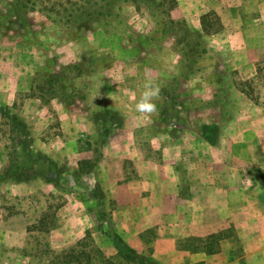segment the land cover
I'll use <instances>...</instances> for the list:
<instances>
[{
	"label": "rangeland",
	"instance_id": "374dc122",
	"mask_svg": "<svg viewBox=\"0 0 264 264\" xmlns=\"http://www.w3.org/2000/svg\"><path fill=\"white\" fill-rule=\"evenodd\" d=\"M34 1L0 0V104L9 109L7 116L0 112V264H56V255L80 239L71 234L64 246L65 235L55 231L65 191L76 190L77 166L59 157L63 140L72 139L70 147L89 140L88 159L98 164L105 152L119 157L125 180L139 179L130 152L138 158L144 148L143 173L153 167L147 160L158 163L156 179L173 168L167 179L178 177L187 193L202 173L216 179L220 164L230 161L227 142L237 115H264V58L240 72L230 48L207 47L185 20L169 22L165 38L156 24L170 0H157L158 7L129 1L122 12L118 0H72L93 11L95 4L103 11L115 2L121 17L89 23L97 16L92 13L69 24L49 18L48 0ZM210 13L207 35L221 26L218 13ZM148 79L159 86L160 98L157 113L142 116L135 104ZM251 102L261 108L253 111ZM106 108L119 111L122 121H103L99 111ZM47 182L56 187L53 194ZM91 208L90 235L80 247L91 252L90 264H140L126 260L108 235L102 218L111 212V199L93 200Z\"/></svg>",
	"mask_w": 264,
	"mask_h": 264
},
{
	"label": "crops",
	"instance_id": "0c3cea01",
	"mask_svg": "<svg viewBox=\"0 0 264 264\" xmlns=\"http://www.w3.org/2000/svg\"><path fill=\"white\" fill-rule=\"evenodd\" d=\"M176 1L177 5L156 24L165 38L170 35L169 22L185 20L190 31L207 47L230 48L240 72H247L248 66L264 58V0ZM209 11L218 13L222 27L207 35L202 15ZM250 104L256 107H251L253 111L261 108V103ZM57 112L61 114L60 110ZM62 114L65 115L64 111ZM259 116L256 112L237 115L235 123L239 125L227 142L230 161L226 159L220 164L222 171L216 179L202 173L198 182L186 187L187 193L186 185L178 177L167 179L173 168L167 169L165 178L156 179L153 176L158 163L147 160L153 167L148 176L143 173L144 148H140L138 158L130 152L139 179L125 180L126 168L119 157L105 152L96 171L77 173L76 190L65 191L60 225L55 230L65 235L63 245L70 243L69 235L77 234V239H81L92 226L91 206L97 200L92 191L99 180L107 199H111L112 225L116 231L158 264H264V187L247 175L250 167L264 168V115L256 120ZM72 142L63 140L65 147H61L59 157L77 166L80 160L91 157L92 148L88 146L89 140H85L83 147L78 140L70 147ZM25 184L30 187L32 180ZM44 188L49 194L56 189L51 182L45 183ZM219 232L225 233L219 241V250L207 252L195 247L196 241Z\"/></svg>",
	"mask_w": 264,
	"mask_h": 264
},
{
	"label": "trees",
	"instance_id": "16d2710c",
	"mask_svg": "<svg viewBox=\"0 0 264 264\" xmlns=\"http://www.w3.org/2000/svg\"><path fill=\"white\" fill-rule=\"evenodd\" d=\"M51 5L46 7L45 12H47V14L50 16L49 18H52V14L55 16L54 17V21L55 20H62L63 22H67L68 24L71 22V20L73 19H79L82 16H87V14H89V16L92 13L97 14V16H95V19L91 18L89 19V23L90 22H94V21H100L99 19H101V22L103 23H107L109 22V19L114 18V17H121V13H117L116 9H114L112 6L115 5V2L112 3V6L110 4H107L103 11L102 9L96 8L95 4V11H93V8H84L81 7L80 3L75 2L70 0V7L64 6V4L62 3L61 0L56 1V2H52V0H48ZM96 0H84V3L88 4L89 2L93 3ZM104 1H111V0H104ZM118 4L117 7L118 9L122 12L123 7L125 3H129V1H133L134 6H137V1L139 0H118ZM150 2H152L153 4H155V6H159V2L156 4L157 0H148ZM69 2V1H68ZM36 3V0L34 1V4ZM106 4V3H104ZM162 4H166V0L162 1ZM169 3H167L168 5ZM177 5V1L176 0H170V4L168 5L169 9L175 7ZM93 6V5H92ZM62 8V9H61ZM107 8V9H106ZM114 9V10H113ZM61 10L62 11L61 13ZM210 11L203 14L202 15V25H203V29L204 31L207 33H210L211 30L207 29L208 28V24L206 19L207 17L210 15ZM102 23V24H103ZM222 27L219 26L218 30H220ZM216 30V31H218ZM0 112L7 116L9 113V109L8 107L1 105L0 104ZM99 115L101 117V119L104 120H112L116 123H120L122 121V116L120 115L119 111L116 110H111V109H102L99 111ZM98 166V163L96 160L93 159H82L78 162V165L76 167V172L77 173H83V172H93L96 171ZM247 175L249 178H251V180H253L254 183L257 184H261L264 187V168L261 167H250L247 169ZM92 195L94 196V198H96L98 201L103 202L105 199H107V195L105 193V191L102 188L101 182L99 180H97L96 185L94 190L92 191ZM112 212L109 213H105L103 215L102 220L105 221L108 225V235L112 238V240L114 241L115 245L117 246L118 250L123 253L124 258L126 260H131V261H136L139 263H148V264H158V262L156 260H154L153 258H151L148 255H145L143 253L138 252L134 247H132L130 244H128L123 237L116 231V229L114 228V226L112 225V216H111ZM103 227H101L102 229ZM86 236L90 235V230H87L85 233ZM225 237V233L223 232H219V233H215L210 235L207 239L205 240H201V241H196L195 243V247L196 248H203L204 250H206L207 252H215L217 250H219L220 248V244L219 241ZM82 239L77 241V244L72 246L69 249L64 250L63 252H61L60 254L56 255V264H84L85 261H82V256H86V260L88 262V264H90L92 262V255H90V251H86L84 248H81L83 245V240ZM93 251H97V253L101 256V258H105V255L103 253V251L101 250V248L99 247H94L92 249Z\"/></svg>",
	"mask_w": 264,
	"mask_h": 264
},
{
	"label": "clouds",
	"instance_id": "9594fccd",
	"mask_svg": "<svg viewBox=\"0 0 264 264\" xmlns=\"http://www.w3.org/2000/svg\"><path fill=\"white\" fill-rule=\"evenodd\" d=\"M160 98V88L151 79L146 80L144 91L135 104V111L140 115L152 116L157 113L156 102Z\"/></svg>",
	"mask_w": 264,
	"mask_h": 264
}]
</instances>
